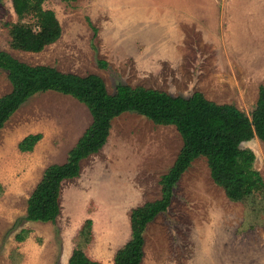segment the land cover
Segmentation results:
<instances>
[{"label": "rangeland", "instance_id": "obj_1", "mask_svg": "<svg viewBox=\"0 0 264 264\" xmlns=\"http://www.w3.org/2000/svg\"><path fill=\"white\" fill-rule=\"evenodd\" d=\"M43 6L55 11L61 35L41 51H23L9 43L12 1L0 0V50L29 64L95 73L109 92L118 82L183 96L198 90L251 116L264 66L258 83L243 93L228 90L237 66H230L228 29L246 32L249 61L264 60V0H44ZM10 90L0 69V96ZM90 121L84 103L45 90L30 95L0 127V264H67L86 217L93 220L86 252L113 264L130 235V211L122 203L132 185L140 193L131 205L160 197V177L182 137L174 125L128 110L111 120L106 143L81 160L80 174L62 182L55 222L23 219L44 169L65 160ZM31 132H41V139L31 150H19L17 142ZM240 146L254 151V167L264 179V140L254 135ZM21 228L28 232L19 241ZM140 264H264V197L230 200L211 178L206 158L197 156L175 184L167 209L146 225Z\"/></svg>", "mask_w": 264, "mask_h": 264}, {"label": "trees", "instance_id": "obj_2", "mask_svg": "<svg viewBox=\"0 0 264 264\" xmlns=\"http://www.w3.org/2000/svg\"><path fill=\"white\" fill-rule=\"evenodd\" d=\"M16 20L8 24L10 46L38 52L56 41L61 25L55 11L43 6L44 0H11ZM101 67L105 60H98ZM0 69L6 70L11 90L0 96V127L10 115L36 91L54 90L84 103L91 121L66 160L49 164L27 198L23 219L55 222L60 213L62 182L80 174V161L99 151L109 136L111 120L124 111H135L158 124L174 125L182 137V146L172 165L160 177L161 195L130 209L129 238L116 249L113 264H140L143 256L144 230L155 216L170 204L173 189L181 174L197 156L206 158L213 181L232 201L264 197V179L254 167L255 153L240 143L257 135L264 140V84L258 87L255 108L249 117L231 103H217L195 90L189 96L173 95L143 85L118 82L109 92L103 79L95 74L79 75L48 64H29L0 50ZM42 133H28L18 142L21 151H29ZM27 229L15 233L19 241ZM93 237V220L86 217L74 236L75 246L67 264H102L86 252Z\"/></svg>", "mask_w": 264, "mask_h": 264}, {"label": "crops", "instance_id": "obj_3", "mask_svg": "<svg viewBox=\"0 0 264 264\" xmlns=\"http://www.w3.org/2000/svg\"><path fill=\"white\" fill-rule=\"evenodd\" d=\"M245 33L246 32L243 31L242 29H237V30L228 29V38L230 41V46L228 45L229 46L228 54L229 53L231 54L229 56L231 59L230 66L233 68L237 65L234 68V76L228 79V83L225 84L226 87H228L229 91L235 90V91H239L243 93L247 86L258 83L259 75H257V70H259L258 68L264 66V60L249 61L248 55L246 53L247 49L245 45V40L243 39L244 38L243 35H245ZM232 43H234L235 45H231ZM251 50L252 48L248 49V51H251ZM254 72H256V76H254L255 74ZM257 96H258V90H257ZM257 96H256V100H257ZM219 103H224V102H219ZM234 105L240 108L238 104L235 103ZM132 188L134 189L132 190L133 191L132 194L129 195V197L127 198L125 197L122 203V207H127L129 211L132 207L136 206V205L129 204V201L132 198H137L138 193H140L139 188H137L135 185H132ZM142 203L143 202H140L139 204H142ZM127 216L129 220V213L127 214ZM128 228L130 230L129 221H128ZM112 262H113V259H112Z\"/></svg>", "mask_w": 264, "mask_h": 264}, {"label": "bare ground", "instance_id": "obj_4", "mask_svg": "<svg viewBox=\"0 0 264 264\" xmlns=\"http://www.w3.org/2000/svg\"><path fill=\"white\" fill-rule=\"evenodd\" d=\"M123 224V223H122Z\"/></svg>", "mask_w": 264, "mask_h": 264}]
</instances>
